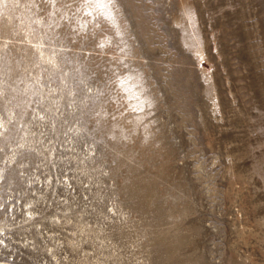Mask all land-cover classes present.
Instances as JSON below:
<instances>
[{"label": "rangeland", "instance_id": "obj_1", "mask_svg": "<svg viewBox=\"0 0 264 264\" xmlns=\"http://www.w3.org/2000/svg\"><path fill=\"white\" fill-rule=\"evenodd\" d=\"M3 236L19 264H264V0H0Z\"/></svg>", "mask_w": 264, "mask_h": 264}, {"label": "built area", "instance_id": "obj_2", "mask_svg": "<svg viewBox=\"0 0 264 264\" xmlns=\"http://www.w3.org/2000/svg\"><path fill=\"white\" fill-rule=\"evenodd\" d=\"M16 237H18V236H16ZM25 237H26V240H28L29 243H32L30 241L31 236L30 237L25 236ZM25 237H24V239H25ZM20 238H23V237H20ZM2 239H3V242L1 244V247H2L3 251L8 249V248H10L11 246L12 247L15 246V236H3ZM28 242H27V245H28ZM22 255H24V257L27 256L25 253H22ZM0 262H2L3 264H10L9 261H7L6 259H4L2 257H0Z\"/></svg>", "mask_w": 264, "mask_h": 264}, {"label": "flooded vegetation", "instance_id": "obj_3", "mask_svg": "<svg viewBox=\"0 0 264 264\" xmlns=\"http://www.w3.org/2000/svg\"><path fill=\"white\" fill-rule=\"evenodd\" d=\"M28 254H26V255L28 257H30ZM0 257H2L4 259H6L7 261H9L10 264H19V259H17V252H16L15 248H13L12 246L10 248H8V249L3 251L2 247L0 245Z\"/></svg>", "mask_w": 264, "mask_h": 264}, {"label": "bare ground", "instance_id": "obj_4", "mask_svg": "<svg viewBox=\"0 0 264 264\" xmlns=\"http://www.w3.org/2000/svg\"><path fill=\"white\" fill-rule=\"evenodd\" d=\"M0 264H2V263H0Z\"/></svg>", "mask_w": 264, "mask_h": 264}]
</instances>
